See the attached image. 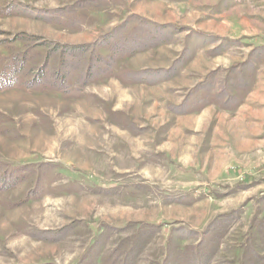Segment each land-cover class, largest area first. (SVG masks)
I'll return each mask as SVG.
<instances>
[{"label": "rangeland", "instance_id": "1", "mask_svg": "<svg viewBox=\"0 0 264 264\" xmlns=\"http://www.w3.org/2000/svg\"><path fill=\"white\" fill-rule=\"evenodd\" d=\"M147 1L0 0V264L76 263L89 222L127 264H264V0ZM129 19L159 43L113 64L128 78L26 87L52 42Z\"/></svg>", "mask_w": 264, "mask_h": 264}, {"label": "trees", "instance_id": "2", "mask_svg": "<svg viewBox=\"0 0 264 264\" xmlns=\"http://www.w3.org/2000/svg\"><path fill=\"white\" fill-rule=\"evenodd\" d=\"M96 0H79L74 6L69 8H57L48 10L49 14H56L55 19H63L67 14L76 12L77 8L85 9L90 7L89 5L94 3ZM83 16H90V12L82 14ZM136 18L137 17H132ZM130 19L126 20L124 24H119L116 29H111L108 33L101 36L96 42L92 44H80V45H69L57 43L50 48L49 52L46 53L43 59V65L33 73V76L27 83V88L38 90L41 86H49L51 89L58 91L57 94L64 93L65 90L74 91L71 84L66 85L67 78L75 73L84 72L83 80H81L80 86L87 85L92 81L93 77L97 74L100 76L106 75L108 77L114 74L113 64L118 60H124L130 57L136 52L145 51L152 43H159L156 40L150 39V33H156L158 29L143 30L138 27L128 28L126 25L130 23ZM139 23L142 25L144 22ZM144 27V26H142ZM147 28V27H144ZM119 37H113V36ZM112 40L114 41L112 44ZM150 41L147 45L146 42ZM152 40V41H151ZM128 44V49L121 50V45ZM132 42V44H130ZM51 45V44H50ZM146 46H148L146 48ZM150 46V47H151ZM149 47V48H150ZM52 53H58L59 56L56 58L57 65L50 68V56ZM83 59V60H82ZM85 60V63H84ZM84 63V65H83ZM84 66V68H83ZM13 74V72H12ZM80 76V74H79ZM9 79L15 80V78L9 77ZM69 87V88H68ZM42 89V88H41ZM78 88L77 90H81ZM41 92H45L42 90Z\"/></svg>", "mask_w": 264, "mask_h": 264}, {"label": "crops", "instance_id": "3", "mask_svg": "<svg viewBox=\"0 0 264 264\" xmlns=\"http://www.w3.org/2000/svg\"><path fill=\"white\" fill-rule=\"evenodd\" d=\"M78 1L79 0H77V2ZM147 3H153V0H149V1H147ZM74 5H75V3L72 4L71 6H74ZM59 7H61V5ZM57 8H58V6L52 8V9H48V10H53V9H57ZM96 9H98V8H96ZM127 11H130V10H127ZM137 12H140V11L137 10ZM84 27L88 28L89 25L84 26ZM86 30H84V31H86ZM82 34H85V33H83V32H80V34L78 33V35H82ZM101 36H103V35H101ZM101 36L100 35L97 36L98 38L96 37V39L98 40ZM92 40L90 41V39H89L87 42L91 43ZM87 42H77V43H70V44L87 43ZM146 53H148V52H145V53H144V51H141L140 53L137 52L135 56L144 55ZM122 69H123L122 67L121 68H115L114 69V77H126L123 74ZM126 78H128V77H126ZM125 81H127V82H125ZM108 83L109 84L110 83H117V84L119 83L120 87H122V88H129V86H130L129 81L126 80V79L125 80H121V81L120 80H116V79H111V80H109ZM124 83H126V84H124ZM137 83H140V84L146 83L147 85L148 84H153L151 80H146V81L137 82ZM140 84H138V85H140ZM106 85H108V84H106ZM106 85H104V86H106ZM157 85H159L158 82H156L155 85H153V86H157ZM110 123L113 124V121H111ZM114 123H116V122H114ZM116 124H118V123H116ZM115 139L119 140L118 136H116ZM114 153H115V156H118V151L117 150H115ZM119 156H121L120 153H119ZM110 188H112V186H108V189H110ZM140 223L141 222L136 221V227H137L136 228V231H137L136 237L137 238H140L142 236V233H143V235L145 234V231L142 232L143 227L139 228V226L141 225ZM105 225H107V224L105 223ZM87 228L91 232V237H92V240L90 239V244H89V246L86 249V250H88V252L86 253V255L81 254L78 259L76 258L77 259L75 261L76 263H72V264H127L128 256L124 257V255L122 254V251L119 248H117L114 251L117 252V253H121V254L116 255L115 258H113L112 255L110 257L109 256L102 257L101 255H99V254H101V245H100L99 242L102 241L100 236H104V235H102V233L107 232L106 239L103 241V243H105L107 241V239L110 237V232L105 230L106 228H103L101 224L97 225V224L92 223V222L87 223ZM141 242H142V239H141ZM144 246H145V242H144ZM125 251H129L130 252V247H126ZM95 254H96V256H94ZM96 259H99L100 263H98Z\"/></svg>", "mask_w": 264, "mask_h": 264}]
</instances>
